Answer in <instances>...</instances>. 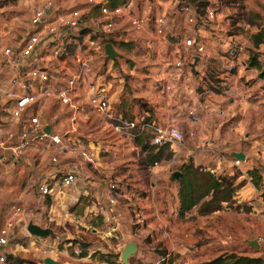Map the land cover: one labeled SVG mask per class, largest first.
Here are the masks:
<instances>
[{"label": "rangeland", "instance_id": "1", "mask_svg": "<svg viewBox=\"0 0 264 264\" xmlns=\"http://www.w3.org/2000/svg\"><path fill=\"white\" fill-rule=\"evenodd\" d=\"M41 1L0 0V70L4 61L1 55L2 50L19 46L22 43L29 28V17ZM58 1V7L63 10H81L85 22L84 30L78 32L76 37L72 39L74 42L69 47L66 62L70 64L72 58L78 53L88 57L94 74L98 77L97 81L105 86L106 84L111 86L107 91L110 96L114 94L110 101L111 108L119 112L115 105L118 102L122 104L126 102L120 114L128 120L127 117L132 116V106L128 103L132 98L138 99L136 104L138 110L145 106L141 102L147 99L145 96L149 93L150 88L145 81H150L149 73L156 72L153 61V57H155L153 43L148 39L127 37V33L130 34L133 31L129 28V21L124 18L113 20L114 26L108 36L101 34L100 24L102 20L99 17L97 7L91 0ZM128 1L125 0L124 3L126 4ZM154 1L136 0L137 8L141 3H147L150 7ZM159 2L160 5L153 7L162 9V6L168 5L166 0ZM186 2L191 3L200 16L203 15L206 7L212 8L217 14L219 22H222L225 35L230 37L237 36L238 33L241 35L242 52L245 56L264 54V0H208V2L186 0ZM150 9L153 11L152 7ZM158 13L160 14L159 11ZM164 16L168 19L172 32L184 28L183 21L175 17L170 11L165 12ZM153 18L152 16L150 21H153ZM150 27L148 26V28ZM250 32L251 35H248ZM248 36L249 42L246 40ZM106 44L111 46L114 54L112 59H107L104 53ZM257 44H262L261 54L256 52ZM230 49H233L232 43H229L223 51L222 55L225 58L229 57ZM187 62V64L190 63L188 60ZM190 67L191 70L188 72L197 75V71L193 69L194 65ZM217 70L206 73L211 84L208 85V88L214 93H226L235 88L239 91L238 85H243L244 81H246L245 86H253L256 82L253 76L249 77L247 73L245 77H241L242 71L236 74V72H227L224 68ZM216 72L222 75L221 81L217 78ZM256 78H258V72ZM259 81L263 88L264 81L260 79ZM6 87L7 83L3 86L0 84L1 89ZM227 98L229 96L224 95L223 99L226 100ZM247 103L250 105L243 106L242 109L236 105L234 110L236 123L238 121L240 124L237 133L238 142L235 144L234 150L238 151L236 154L244 155V161L249 168V170L243 171L245 168L243 166L241 171L244 178L237 184V188L245 183L254 188L253 183L256 182V189L259 194L253 192L250 194V187H247L248 190L238 195L243 216L239 227L248 228L251 222L253 226L256 225L259 230L263 231L264 212L257 215L253 213L254 210H259L256 200L253 199V194L258 199L264 200V185H262L264 182V98L255 101L250 99ZM52 108L50 107L48 110L44 108L39 113L40 120L46 124H52L54 121L57 125L68 126L72 113L69 114L68 111L56 113V110ZM141 114L138 112L137 115L141 116ZM137 115L136 118H139ZM73 117L78 129L71 136L84 139H92L94 136L98 141L105 139L106 142L117 139L112 134L108 122H105L94 111L91 112L88 105L86 109L74 113ZM0 118L5 123L10 122L5 113H0ZM130 118L135 120L134 117ZM243 119L245 122H242ZM182 134L185 138L183 131ZM83 143L81 142L79 146ZM66 157L70 158V155H66ZM63 158L60 156L56 163H51L48 151H43L41 148H30L27 157H25L26 162L21 160L15 166H0V227L7 221L13 223L9 245L3 250L5 258L9 254L33 264H43L44 259H49L56 264H123L120 256L126 245H132L135 248L137 246V251L127 258L126 264H153L159 256L163 255H159V253L164 252L160 243L154 242L153 237H149L148 234L141 233L142 224L135 223L139 219L141 220L140 210L134 206H128V202L119 197L118 194L114 198V202L125 207L127 213L124 214V210H122L121 223L116 220L118 230L116 229L114 234L108 235V230L114 224L107 223L104 214L100 213V208L105 210L106 204L107 180L103 177L98 175L92 177L94 184L91 193L86 197H80L76 202L70 200L68 198L69 191L63 189L51 198H40L35 189L37 183L44 177L57 180L64 165L71 161ZM249 161H251V165H248ZM248 171L253 172L251 177L247 175L246 172ZM83 173L82 179L86 177L89 181L85 170ZM236 173L239 174V171L236 170ZM169 177L170 175L165 174L156 184L161 185V197L164 200H170L172 195V183L170 184ZM152 178L151 176L146 184L147 189L144 190V193L135 192L132 195L143 198L150 196L153 185L149 184L157 182L156 180L153 181ZM194 190L197 192V187ZM154 192L155 195H158L156 191ZM16 209H18V213H16ZM199 211L206 212L209 210L208 208H200ZM129 220L130 223H128ZM217 222L220 223L221 221L218 220ZM30 223L49 230L50 234L42 239L29 235L26 226ZM215 223L203 219L204 229H208L212 225L216 226ZM230 225L232 226V223ZM199 232L196 230L195 234ZM256 236L250 239L254 241ZM202 239L207 241L206 238ZM204 244L200 240L196 241L192 244V249L198 250ZM145 248L154 249V251L146 253Z\"/></svg>", "mask_w": 264, "mask_h": 264}, {"label": "crops", "instance_id": "2", "mask_svg": "<svg viewBox=\"0 0 264 264\" xmlns=\"http://www.w3.org/2000/svg\"><path fill=\"white\" fill-rule=\"evenodd\" d=\"M130 1L133 3L131 15L146 18L150 24L148 26L151 27L148 28L147 26L140 32H134L129 25V28L133 32L130 34L126 32L127 37H138L151 41L154 45L155 57H153V61L156 66V72L149 73L151 77L150 81H145L150 88L149 93L145 96L147 99L141 102V104L145 105L144 108L138 110L136 105L137 98H132L128 102L132 106V116L130 117L138 120L143 115H146L159 128L178 126L185 134L184 143L179 148H173L168 145L156 148L151 145L150 133L140 135L137 141L134 139L117 138L114 141L110 140L106 142L104 141L105 139L98 141L94 136L92 139L71 136L78 129L73 117L74 113L86 109L87 106L88 93L85 88L75 92V103L78 107L75 111H72L67 106H61L57 101H47L44 104V108L47 110L53 107L52 109H55L56 113L63 111H68L69 114L72 113L69 125L66 127L61 124L57 125L54 121L52 124L45 123L48 127L47 131L54 135L64 136L66 142L72 147L71 151L61 155L64 158L66 155H70V158L66 157L65 159L71 160L62 169L64 170L67 165L72 163L78 165L80 168L78 183L71 188L63 190H68V198L76 202L80 197H86L91 193L94 184L92 177L96 175L106 179L107 185L109 183L117 184L119 187L118 196L125 199L129 204L128 206H134L140 210L141 220L139 219L135 223L142 224L141 233H146L149 237H153L152 240L159 242L163 248L164 252L159 253V255H163L159 256L153 264H197L200 261L207 262L223 254L260 257L264 260V246L262 247L255 243L256 238L260 236L256 235L264 233V230H259L251 222L248 228L239 227L243 216L240 209L241 201L238 195L248 190L247 187H250V185L245 183L243 186L237 188V184L244 178L241 171L243 166H245L243 171H247L249 168L244 158L239 162L237 168L233 166V154L238 152L234 149L235 144L238 142L237 133L240 127L239 122L237 121L236 123L234 110L236 105H239L241 109L243 106H249L250 104L247 102L250 99L255 101L264 98V89L261 87L259 79L256 78V70L247 67L249 57L245 56L244 52H242L241 35L239 33L233 37L225 35L222 29V22H219L216 14L215 21L221 27L220 32L216 33L213 37L211 33L210 35L207 32L204 33V55L192 62L191 65H194L193 69L198 73L197 75H192L186 69L180 71L168 66L179 57V44L177 40L179 30L172 32L168 19L164 16V13L169 11L174 15V1L166 0L168 5L162 6V9H156L154 7L155 5H160V0H155L150 5L153 11L147 3H141L137 8L136 0ZM53 2L57 5L59 1L53 0ZM152 16L154 17L153 20L160 16L166 20L164 34L160 37L156 36L153 32V22L150 21ZM124 19L128 20L127 17H124ZM211 28L212 26L209 25V31H213ZM248 35H251V32ZM246 40L249 42V36ZM229 43L233 44V48L238 46L239 50H236L232 57L228 55L229 57L225 58L222 54ZM261 49L262 44H257L256 52L261 54ZM256 56L257 60L264 64V54ZM166 60H169V63H166ZM241 60L246 61V67L241 68L238 65ZM231 66L234 67L232 72H236V74L242 71L241 77H245L246 73L249 77L253 76L256 81L255 84L253 86H245L246 81H244L243 85H238L239 91L236 88L226 93H214L211 91L208 88V85L211 84L206 73L218 71V68L227 70ZM47 67L51 72L64 70L65 68L64 64H57L55 61H50ZM164 70L168 71L165 72ZM216 73L217 78L221 81L222 75L219 72ZM5 83H7V77L0 75V84L3 86ZM109 87H111L110 84H106V91H109ZM152 87L154 88L150 90ZM223 94L228 95L229 98L224 100ZM113 96L114 94L110 96L107 92L110 106ZM124 104L118 102L115 107L122 112ZM250 107L253 108V106ZM112 110L118 113L113 108ZM90 111L92 112V110ZM138 112L142 113L141 116L137 115ZM136 115L139 118H136ZM130 117L127 118L131 120ZM242 122H245V119ZM81 142L84 143L79 146ZM81 150L88 151L92 155V164L84 163L78 158V153ZM27 153L20 161H27L25 160ZM251 164V161H249L248 165ZM184 169L188 173L209 175L217 182L221 178L224 179V182L231 184L230 189H232L228 200L219 202L218 209L206 212L199 211L200 208H208L206 204L209 205L207 203L211 197L209 193L192 205L183 215H180L178 200V192L180 190L179 179L180 176L186 179L187 174L183 172ZM84 170L86 175H88L89 181H87L86 177L82 179ZM236 170L239 171V174L236 173ZM174 173L179 174L178 179L172 178ZM165 174L170 175L169 181L170 184L172 183L170 200H164L161 197L162 187L161 185H156ZM151 176L153 177V181H157L156 183L149 184L153 185L151 195L145 198L133 196L132 194L135 192L144 193V190L147 189L146 184ZM50 183L53 185V191L48 198L54 196L55 193H60V190H62L55 186V182L51 181ZM262 185H264V182H262ZM154 191L158 195H155ZM249 191H251L250 194L258 192L256 188L252 187H250ZM254 194L253 199L256 200L259 210H254L253 213L257 215L264 212V206L262 205V200L258 199ZM104 208L105 210L100 208V213L104 214L105 217L104 212H106L107 203ZM122 210H124V214L127 213L125 207L115 204L114 215L119 223H121L120 216L123 215ZM118 216L119 219H117ZM203 219H208L211 223H215L218 220L221 222L215 223L216 226L212 225L210 228L204 229ZM128 223H130V220ZM231 223L232 226L230 225ZM117 227L116 224V229L118 230ZM196 230H199L201 233L195 234ZM128 232H130L129 229ZM254 236L256 237L252 241L250 238ZM202 238H206L207 241H203ZM199 240L205 244L201 245L198 250L192 249V244ZM144 251L148 253L149 251L153 252L154 249L145 248Z\"/></svg>", "mask_w": 264, "mask_h": 264}, {"label": "built area", "instance_id": "3", "mask_svg": "<svg viewBox=\"0 0 264 264\" xmlns=\"http://www.w3.org/2000/svg\"><path fill=\"white\" fill-rule=\"evenodd\" d=\"M173 1L174 15L183 21L184 28L179 30L177 36L179 57L168 66L180 71L185 69L190 71L192 62L204 55V33L207 32L209 35L211 33L213 37L220 32L221 27L215 21L216 13L212 8L206 7L200 16L191 3L185 0ZM92 2L102 20L100 33L104 36L110 34L115 18L127 17L134 32H140L149 25L146 18L131 15L133 3L130 0L126 4L114 7L109 6L108 0ZM152 22L154 34L162 36L166 28L165 18L156 17ZM28 23L29 28L22 43L16 48H4L1 54L4 61L0 75L7 77V87L0 88V113H5L10 122L5 123L0 118V166H15L30 148L48 151L51 163H56L59 156L71 151V146L64 136L47 131L48 127L40 120L39 113L47 101H57L72 111L77 110L74 95L82 88L88 93L87 105L90 110L108 122L116 138L135 139L142 134L150 133L153 147L163 145L182 147L184 136L180 127L174 125L159 128L146 115L138 120H127L113 111L107 97L106 86L97 81L88 57L75 55L70 64L67 62L66 65L69 47L74 42L72 39L78 32L84 30L85 22L81 10H63L58 8L53 0H43L31 13ZM209 25L213 31H209ZM236 50H239L238 46L230 49L228 55L232 57ZM47 60L64 64V70L51 72L47 67L50 61ZM187 60L190 61L189 64ZM166 63H169V60H166ZM238 65L244 68L246 61L241 60ZM233 69L231 66L226 71L232 72ZM78 158L84 163H93V157L88 151L81 150ZM239 162L234 159V168H237ZM79 175V166L72 163L59 172L57 180L42 178L35 187L36 192L40 198H48L53 191L51 181L55 182L58 188L68 189L78 183ZM118 190L119 187L114 183H109L106 187L105 220L114 224L108 230L109 236L116 231L114 198L119 194ZM261 202L264 206V200ZM15 211L18 213V209ZM12 230L11 221L5 222L0 228V264H5L3 250L9 245ZM255 243L263 247L264 234L258 236Z\"/></svg>", "mask_w": 264, "mask_h": 264}, {"label": "trees", "instance_id": "4", "mask_svg": "<svg viewBox=\"0 0 264 264\" xmlns=\"http://www.w3.org/2000/svg\"><path fill=\"white\" fill-rule=\"evenodd\" d=\"M125 0H108L109 6H119L123 5ZM248 62L249 68H254L258 72V78L264 81V64L260 63L257 60V56H250ZM264 89V85H263ZM138 103V101H137ZM119 111V110H118ZM122 113L121 111L118 112ZM121 115V114H120ZM129 120V119H128ZM138 137L134 140L137 141ZM184 173L187 174L186 179H183V176H180V190L178 192L179 200V214L183 215L189 208L198 202L203 197L207 196L209 193L211 195L210 200L206 204L208 210H215L219 208L218 203L227 201L229 196L232 193L230 185L228 182H224V179H219V181L213 180L209 175L201 173H188L184 169ZM248 176L251 177L252 171L246 172ZM224 183V184H223ZM254 188H257L256 182L253 183ZM197 187V192L194 188ZM217 203V205H216ZM6 264H33L30 261L21 260L19 258L13 257L9 254L6 255ZM199 264H264V260L260 257H247L242 255L235 254H223L219 255L207 262H201Z\"/></svg>", "mask_w": 264, "mask_h": 264}, {"label": "water", "instance_id": "5", "mask_svg": "<svg viewBox=\"0 0 264 264\" xmlns=\"http://www.w3.org/2000/svg\"><path fill=\"white\" fill-rule=\"evenodd\" d=\"M104 53H105L107 59H112L114 56L112 49H111V46L109 44H106L104 46ZM45 132H47V131L45 130ZM233 157H234V159H237L239 161H242L244 158V156L242 154H233ZM178 177H179V174H177V173H174L172 175V178H174V179L175 178L178 179ZM26 231L29 235H32V236H34L36 238H40V239H42V238H44L50 234L49 230L42 229V228H40L36 225H33L31 223L26 226ZM135 251H136L135 246L126 245L125 248L123 249L122 253H121V256H120L122 263L126 264L127 258L130 257L132 254H134ZM43 264H56V263L52 262L49 259H44Z\"/></svg>", "mask_w": 264, "mask_h": 264}]
</instances>
